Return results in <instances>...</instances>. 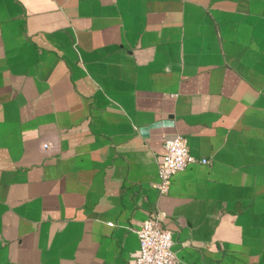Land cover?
<instances>
[{
  "label": "crops",
  "instance_id": "0c3cea01",
  "mask_svg": "<svg viewBox=\"0 0 264 264\" xmlns=\"http://www.w3.org/2000/svg\"><path fill=\"white\" fill-rule=\"evenodd\" d=\"M196 162L158 189L165 136ZM264 264V0H0V264Z\"/></svg>",
  "mask_w": 264,
  "mask_h": 264
},
{
  "label": "built area",
  "instance_id": "2783aa9c",
  "mask_svg": "<svg viewBox=\"0 0 264 264\" xmlns=\"http://www.w3.org/2000/svg\"><path fill=\"white\" fill-rule=\"evenodd\" d=\"M164 152L159 160L158 189L161 194L170 190L172 177L196 162H208L207 158L199 159L191 154L185 137L181 134L165 136L162 143ZM140 251L135 264H178L173 250L172 231L163 223L161 213H153L137 229Z\"/></svg>",
  "mask_w": 264,
  "mask_h": 264
}]
</instances>
